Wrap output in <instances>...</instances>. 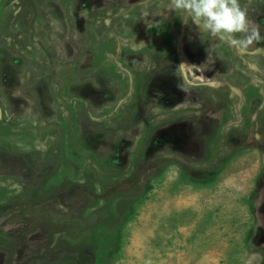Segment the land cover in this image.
I'll return each instance as SVG.
<instances>
[{"label":"rangeland","instance_id":"obj_1","mask_svg":"<svg viewBox=\"0 0 264 264\" xmlns=\"http://www.w3.org/2000/svg\"><path fill=\"white\" fill-rule=\"evenodd\" d=\"M169 3L0 0V264H264V42Z\"/></svg>","mask_w":264,"mask_h":264},{"label":"clouds","instance_id":"obj_2","mask_svg":"<svg viewBox=\"0 0 264 264\" xmlns=\"http://www.w3.org/2000/svg\"><path fill=\"white\" fill-rule=\"evenodd\" d=\"M167 6L184 14L201 33L236 50L264 42L260 26L249 19L248 8L240 0H170ZM254 259L255 254L247 264H253Z\"/></svg>","mask_w":264,"mask_h":264},{"label":"flooded vegetation","instance_id":"obj_3","mask_svg":"<svg viewBox=\"0 0 264 264\" xmlns=\"http://www.w3.org/2000/svg\"><path fill=\"white\" fill-rule=\"evenodd\" d=\"M206 120H207L208 124L206 127H203L204 128V135H201L203 137V139H201L200 141H198V139L196 140V131L193 130V127L188 126V129H187L188 131H185L184 129L182 130L183 133L181 136L183 138L178 136V134L180 132L178 133L177 130H175V134H177L176 137L167 136V137H171L169 139V141H171V142H169L167 144L172 143V144H174V146H178L179 152L182 153L183 155H191V156L199 157L202 154V152H201L202 148L205 147V145L203 147V144H205V142L203 140L206 137H209V138L211 137L210 129L212 128V124H211L212 122L210 121V119H208V117ZM161 148H163L162 145L160 146V149ZM263 182H264V179L261 180V183H263ZM263 214H264V212H263Z\"/></svg>","mask_w":264,"mask_h":264}]
</instances>
